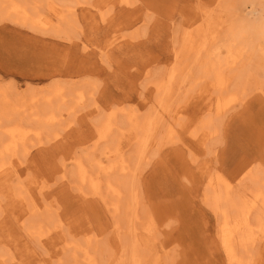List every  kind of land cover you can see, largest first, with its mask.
Returning <instances> with one entry per match:
<instances>
[{
    "label": "rangeland",
    "instance_id": "1",
    "mask_svg": "<svg viewBox=\"0 0 264 264\" xmlns=\"http://www.w3.org/2000/svg\"><path fill=\"white\" fill-rule=\"evenodd\" d=\"M127 1L53 0V5L65 13L75 8V16L68 15L61 31L56 26L31 28L0 13L1 90L19 106L30 104L33 95L43 98L56 87L64 92L50 102L45 99L31 105L29 111H21V117L12 111L10 117L1 120V140L7 136L4 126L17 121L41 134L29 133V153L13 157L14 167L0 174V264H75L80 258L79 264H87L85 251L81 257L73 256L79 251L71 249L74 243L88 248L96 260L89 264H131L127 252L122 254V263L114 249L120 248V243L121 248L126 247L132 238L143 239L139 253L142 264H234L221 244V217L206 203V189L211 202H217L215 207L220 205L222 210L232 204L236 211V205L247 195L264 194V45L240 46L235 34L232 36L239 19L259 18L261 12L247 0ZM26 2L41 5L40 11L53 23L57 19L44 5L45 0ZM207 27L211 34L200 37L204 33L197 30L205 32ZM187 30L194 35L193 44L205 42L202 53L187 52ZM224 46L231 52L238 50L229 53ZM208 52L214 53L210 54L213 57ZM206 55L220 67L225 65L220 77L215 73L204 76L206 72L200 67ZM232 58L238 62L233 63ZM221 79L227 82L221 85ZM79 92L85 93L82 103ZM230 94L236 97L229 102L231 107L215 112V104L228 101ZM17 97L22 99L14 101ZM34 110L44 118L55 113L57 120L52 124L35 121L30 114ZM108 120L111 127L104 140L100 135ZM147 120L158 122L153 136L138 133L139 124ZM140 138H145L144 143H138ZM107 149L113 151L112 156L105 155ZM116 160H124L132 173L123 177L101 173L102 196L79 180V162L110 165ZM250 171L258 180L247 177ZM217 173L232 181L228 198H215L212 188L207 187ZM114 177L116 182L119 178L129 182L127 196L137 201L139 219L133 233L131 211L125 203L119 211L110 212L106 206L119 199L106 189L107 181L116 183ZM228 199L234 203L228 204ZM255 212L247 226L254 231L260 218ZM233 213L236 216L239 210ZM150 214L155 223L152 230L142 225ZM35 221L43 226L41 242L30 236ZM118 225L121 239L115 229ZM242 228L245 232V226ZM263 239L236 245L245 263L254 260L253 264H264L260 256H264Z\"/></svg>",
    "mask_w": 264,
    "mask_h": 264
},
{
    "label": "bare ground",
    "instance_id": "2",
    "mask_svg": "<svg viewBox=\"0 0 264 264\" xmlns=\"http://www.w3.org/2000/svg\"><path fill=\"white\" fill-rule=\"evenodd\" d=\"M40 1V0H39ZM53 0H45V6H47L48 8H50L51 10H53L54 11V14H55V16H58L57 17V19L55 20V22L53 23V21H52V19L51 18H48V17H45V15L42 13V11H40V9H39V7L38 6H41V5H39L38 3H36L35 2V4H34V6H31L29 3H27L26 2V0L25 1H19V0H0V13H2V16H4V17H6V18H9V19H11L12 21H14V22H16V23H21V24H23V25H25V26H28V27H31V28H42V29H45V28H50V27H54V26H56L57 28V30H59V31H61L62 29H63V24L65 23V22H68L69 20H67V19H69L68 17V15L70 14L72 17L73 16H75V8H73V7H71L72 9L70 10V8H68L69 10H68V13H65V12H63V10L61 9H58L57 7H55L54 5H53V2H52ZM122 2H125V1H127V0H121ZM243 1H245V0H243ZM248 1V0H247ZM127 2H129V0L127 1ZM39 3H41V2H39ZM59 4H60V2H59ZM231 6H233L232 5V3H231ZM237 8V7H236ZM211 11V10H210ZM234 11H237V10H234ZM234 11H232V13L234 12ZM187 12V11H186ZM215 12H217V11H215ZM219 12V11H218ZM238 12V11H237ZM240 12V11H239ZM207 13V12H206ZM225 13V12H224ZM229 12H227L226 14H228ZM235 13V12H234ZM241 13V12H240ZM247 13V12H246ZM231 14V13H230ZM230 14H228V15H230ZM236 14V13H235ZM204 15H205V13H204ZM209 15V14H208ZM227 15V16H228ZM70 16V17H71ZM192 16V15H191ZM216 16V15H215ZM221 16H222V14H221ZM211 18V17H210ZM222 18H223V16H222ZM197 18H195V20H196ZM194 20V19H193ZM208 20V19H207ZM240 21H241V19H239ZM56 21H58V24L56 25L55 23H56ZM211 21V20H210ZM214 21V20H213ZM240 21H238V24H237V26L235 27V28H233V29H235L234 30V32L236 31V29H237V27H238V25H239V23H240ZM70 22H71V20H70ZM187 22H188V20H187ZM200 22V21H199ZM206 22V21H205ZM216 22H218V21H216ZM220 22V21H219ZM218 22V23H219ZM207 23H208V21H207ZM211 23V22H210ZM71 24H72V22H71ZM225 24V23H224ZM235 24V23H234ZM68 25H70V23H68ZM197 25V24H196ZM195 25V26H196ZM203 25H204V23H203ZM211 25V24H210ZM187 26V25H186ZM198 26V25H197ZM205 26V25H204ZM233 26V25H232ZM199 27V26H198ZM203 27V26H202ZM215 27V26H214ZM189 28H190V25H189ZM211 28V27H210ZM213 28V27H212ZM192 29V28H191ZM229 29V28H228ZM205 32H201V29L199 30H197V33H204V34H202V35H199L200 37L201 36H207V35H210L211 34V31L209 30V27H207L205 30H204ZM210 31V32H209ZM228 31V30H227ZM227 31H226V33H227ZM185 32H186V30H185ZM209 32V33H208ZM228 33H229V31H228ZM227 33V34H228ZM236 33V32H235ZM235 33H232L233 35L232 36H234V34ZM193 37H194V35L191 33V32H189L188 30H187V34H186V36H185V38H184V42H185V44H187L186 45V50H187V52H195L196 54H198V53H202L203 51L201 50V49H203L204 50V46H205V42L203 43V41L201 42V43H199V42H197L196 44H193L194 42H192V39H193ZM230 39L232 38V37H230V34H229V36H228ZM203 38V37H202ZM206 38V37H205ZM213 39H215V38H213ZM233 39V38H232ZM235 39V38H234ZM195 40V39H194ZM203 40V39H202ZM225 42V41H224ZM199 43V44H198ZM227 43V42H226ZM230 43H231V41H230ZM230 43H228V44H230ZM216 44H218V43H216ZM240 44V43H239ZM191 45V46H190ZM258 45V44H257ZM235 46V45H234ZM240 46H241V44H240ZM262 46V45H261ZM224 47H226V46H224ZM229 47H231V44L229 45ZM215 48V47H214ZM217 48V47H216ZM216 48L215 49H213V50H216ZM219 48V47H218ZM217 48V49H218ZM235 48V47H234ZM226 49L228 50V52L229 53H233V52H235V51H237L238 50V48H237V50H234L233 52H231L230 50V48H227L226 47ZM183 50V49H182ZM254 51V50H253ZM220 52V51H219ZM217 52H215V54H216ZM242 53V52H241ZM205 54V53H204ZM208 54H209V56L210 57H213V56H211L212 54L214 55V53H211V52H208ZM211 54V55H210ZM219 54V53H218ZM208 56V57H209ZM216 56H217V54H216ZM197 57V56H196ZM205 58V61H204V59H203V62L204 63H200L201 64V70H204V72H206V73H204L205 75L204 76H209V73H215V75H217L218 77H220V71H221V67H225V65H223V66H221L220 67V65L221 64H218V63H216L215 61H212V60H209V59H207L208 57H207V55L206 56H204ZM207 57V58H206ZM209 57V58H210ZM215 57V56H214ZM217 57H219V55L217 56ZM242 57V56H241ZM200 59V58H199ZM233 59V58H232ZM263 59V58H262ZM220 60V59H219ZM227 60V59H226ZM226 60H224L225 62H227ZM230 60V59H229ZM241 60H242V58H241ZM199 61V60H198ZM231 61V60H230ZM233 63L234 62H238V59H236V58H234L233 60ZM224 62V63H225ZM229 62V61H228ZM236 62V63H237ZM243 62V61H242ZM235 63V64H236ZM230 64H231V62H230ZM229 64V65H230ZM175 65V64H174ZM183 65V64H182ZM188 66V65H187ZM232 66V65H231ZM238 66V65H237ZM246 67V66H245ZM236 68V67H235ZM234 69V68H233ZM236 71V70H235ZM174 72V68H173V71H172V73ZM176 73V72H175ZM179 73V72H178ZM232 73V72H231ZM257 73V72H256ZM201 74V73H200ZM173 75V74H172ZM186 75V74H185ZM171 76V75H170ZM203 76V75H202ZM201 76V79L203 78ZM214 76V75H213ZM237 77H238V75H237ZM169 78V77H168ZM185 78V77H184ZM204 79V78H203ZM220 79V78H219ZM235 79V78H234ZM169 80V79H168ZM187 80V79H186ZM222 80V79H221ZM223 81V83H220V82H216L217 84H221V85H223L224 84V82H225V79H223L222 80ZM227 82V81H226ZM225 82V83H226ZM244 82V81H243ZM168 83V82H167ZM197 83V82H196ZM252 83H253V81H252ZM163 84H164V82H163ZM162 84V85H163ZM166 84V83H165ZM161 85V86H162ZM55 86V85H54ZM208 86V85H207ZM226 87L228 86V84L227 85H225ZM163 87V86H162ZM222 87V86H221ZM225 87V88H226ZM231 87V86H230ZM205 88V87H204ZM34 89V88H33ZM216 89H218V87H216ZM157 90V89H156ZM168 90H170L169 88H168ZM220 90V89H219ZM225 90V89H224ZM204 91V90H203ZM230 91V90H229ZM72 92V91H71ZM211 92V91H210ZM64 92L61 90V88H59V87H56V88H54L53 89V91L52 92H49V93H45L44 95H43V98L42 97H38V94H36V95H33L32 97H30V104H26L25 102H24V104H20V106H19V104H16L15 102H13V99L9 96V94L6 92V91H4L3 89L1 90V88H0V126H1V120L2 119H4L5 120V118L6 117H10L11 116V113H12V111H14V112H16L17 113V115L19 116V117H21V111H22V113L23 112H26V111H29L28 109H31L32 107H31V105H33V104H38L40 101H42V100H47V101H49L50 102V98H52L53 96H62V94H63ZM170 93V92H169ZM90 94V93H89ZM80 97H79V99H78V101L80 102V103H82L83 101H84V98H85V93L84 92H79V94H78ZM77 95V96H78ZM169 95V94H168ZM167 95V96H168ZM204 95V94H203ZM206 95V94H205ZM22 96V95H21ZM207 96V95H206ZM230 96H231V98H228V101H221L222 103H218V102H216V103H218V104H215L216 105V111L215 112H223L224 111V109L226 110V109H229V107H231L230 105H228L229 104V102H232L233 103V101H235V99H236V97L234 96V95H232V94H230ZM23 97V96H22ZM169 97V96H168ZM78 98V97H77ZM171 98V97H170ZM22 98H20V97H17V99L16 100H14V101H19V100H21ZM24 99V98H23ZM165 100V99H164ZM223 100H225V99H223ZM217 101V100H216ZM219 101V100H218ZM64 102V101H63ZM162 102V101H161ZM28 103V102H27ZM43 103V102H42ZM39 105V104H38ZM186 105H187V103H186ZM225 105V106H224ZM177 107V106H176ZM180 107V106H179ZM179 107H178V109H179ZM161 108H162V106H161ZM43 109V108H42ZM41 109V110H42ZM47 109H50V108H48L47 107ZM167 109H169V107L167 108ZM33 110V109H32ZM35 110H37L36 108H35ZM33 111L32 113L30 112V114H33L35 117H36V120L35 121H44L45 123H47V124H52V123H55V121L57 120L55 117V113H52V114H50V115H48L46 118H44L43 116L44 115H42V114H44V113H41V115L42 116H40V115H38L37 113H35L36 111ZM56 110V109H55ZM72 111V110H71ZM168 111V110H167ZM13 112V113H14ZM42 112H43V110H42ZM47 112H48V110H47ZM40 113V112H39ZM49 113V112H48ZM111 113V112H110ZM177 113V112H176ZM176 113H174V114H176ZM59 114V113H58ZM57 114V115H58ZM131 114V113H130ZM220 114V113H219ZM14 115V114H13ZM23 115V114H22ZM181 115V114H180ZM184 115V114H183ZM221 115V114H220ZM131 116H132V114H131ZM151 116V115H150ZM172 116V115H171ZM14 117H15V115H14ZM173 117V116H172ZM17 118V117H16ZM22 119V118H21ZM43 119V120H42ZM61 119V118H60ZM133 119V118H132ZM152 120V119H151ZM61 121V120H60ZM59 122V121H58ZM57 122V123H58ZM106 123V122H105ZM204 124V123H203ZM205 124H207V123H205ZM213 124H215V123H213ZM32 125V124H31ZM171 126V125H170ZM47 127H49V126H47ZM47 127L45 128V130L47 129ZM110 127H111V123H110V120H108V123H106L105 125H104V127H103V130L101 131V135H100V138L101 139H106V136L108 135V133H109V131H110ZM156 127H158V122H157V120L156 121H153V122H151V121H143V122H141L140 124H139V126L137 127L138 128V133L139 134H147V136H153L154 135V133L155 132H153V131H155L156 130ZM203 127V126H202ZM201 127V128H202ZM205 127V126H204ZM168 130H169V128H167ZM4 131H5V134L7 135L6 136V139L4 138V140H1L0 139V174H2L3 172H7L8 170H10V169H12L13 167H14V163H13V161H12V158L13 157H18L19 156V154H22V155H24V156H26L28 153H29V151H28V147H29V144L27 143V137H28V135H30L29 133H31V132H34L35 134H37V135H40L41 134V131L39 130V131H36L37 129H31L30 127L28 128V127H24V124L22 123V121H17V123H15V124H13V125H6V126H4V129H3ZM53 131V130H52ZM197 131V130H196ZM201 131V130H200ZM215 131V130H214ZM135 132V131H134ZM171 132V131H170ZM173 132V131H172ZM195 132V131H194ZM43 133V132H42ZM56 133V132H55ZM189 133H191L190 131H189ZM200 133V132H199ZM45 134V133H44ZM131 134V133H130ZM167 134H168V132L166 133V136H167ZM192 134V133H191ZM169 135V134H168ZM171 135V134H170ZM190 135V134H189ZM208 135V134H207ZM32 136V135H31ZM30 136V137H31ZM131 136V135H130ZM33 137V136H32ZM41 137V136H40ZM58 137V136H57ZM125 137H126V135H125ZM125 137H123V139H125ZM134 137V136H133ZM198 138H199V136H197ZM202 137H204V135L202 136ZM34 138V137H33ZM35 138H37V137H35ZM130 138V137H129ZM194 138V137H193ZM121 139H122V137H121ZM169 139V138H168ZM197 139V138H196ZM207 139V138H206ZM53 140V139H52ZM120 140V139H119ZM144 140H145V138H140L139 139V144H140V142H142V143H144ZM149 140V139H148ZM148 140H146V142L148 141ZM151 140V139H150ZM171 140V139H170ZM201 140H202V138H201ZM123 142V141H122ZM202 142V141H201ZM28 145H27V144ZM30 143V142H29ZM150 143V142H149ZM203 143H206V142H203ZM26 145H27V147H26ZM123 145H125V144H123ZM143 145V144H142ZM141 145V146H142ZM201 145H202V143H201ZM204 145V144H203ZM206 146V145H205ZM21 147V148H20ZM123 147H125V146H123ZM30 148V147H29ZM118 148V147H117ZM117 150V149H116ZM146 151V150H145ZM88 152V151H87ZM112 153H113V151L110 149V150H108L107 149V151H105V155L106 154H108V155H111L112 156ZM194 153V152H193ZM142 154V153H141ZM140 156V155H139ZM93 157V156H92ZM18 159V158H17ZM90 159V158H89ZM93 161H94V157H93ZM95 161H96V159H95ZM129 163V162H128ZM23 164H24V162H23ZM76 164V163H75ZM79 164V166L78 165H76V166H78L79 168H78V170H77V173H78V175H79V180H81V183L84 185V184H86V185H89L91 188H93L94 189V191L95 192H97L98 194H100V196H102V181H101V173H109L110 175L112 174V173H114L115 174V176H116V174H117V176L118 177H120V176H122L123 177V175L124 174H129V173H132L131 172V170H132V167L131 166H129L126 162H124V160H116V163H113V164H110V165H105L103 162H98L97 161V163H94L93 164V162H90V165H84V164H82L81 162H79L78 163ZM20 166H22V165H20ZM90 169H92V170H96L94 173H92L91 171H90ZM249 170H251V169H249ZM14 171V170H13ZM103 171V172H102ZM262 171V170H261ZM98 172V173H97ZM253 173V174H252ZM256 173V172H255ZM108 174V175H109ZM4 175V174H3ZM109 175V176H110ZM258 175V174H257ZM255 175H254V171L252 172V171H250V172H248V174H247V177L248 178H250V179H253V180H258V179H255V177H254ZM263 178V177H262ZM113 180H115V177L113 178ZM34 181H35V179H34ZM114 182H116V180L114 181ZM232 182V181H231ZM230 181H228V180H226L225 179V176L223 175V174H220V173H217L216 175H214L212 178H210L209 179V182H208V184H207V187H211L212 188V190L211 191H213V193H214V195H215V198H216V196H217V198L220 200L221 199V197L223 198H225V196H226V198H228V195H227V192L228 191H233V190H231L232 189V183H231ZM250 182H252V180H250ZM257 183H259L258 181H256ZM128 181H126V179L125 178H122V179H120L119 178V180L116 182V183H113V182H111V181H107V193H109L110 195H112V196H117V197H119V199H117L115 202H113V203H107V205L106 206H108L107 208H108V210L110 211V212H112L113 210L114 211H119V209H120V207H121V205H122V203H125V206H126V208L129 210V211H131V213H130V230L132 231V233L134 232V231H137V228L135 227V224L138 222V213H137V210L135 209L136 207H137V205L138 204H136L137 203V201L133 198H128V197H130L129 195L127 196V194H129V192H130V186L128 185ZM20 184V183H19ZM116 184H118V185H116ZM261 184V183H260ZM44 186V185H43ZM42 186V187H43ZM122 186V188H125V190H123V189H121L120 187ZM233 186H234V184H233ZM253 186V185H252ZM260 186V185H259ZM19 187V186H18ZM41 187V186H40ZM256 185H255V188H254V190H256ZM24 187H23V184H22V189H23ZM44 188V187H43ZM252 188V189H253ZM260 188V187H259ZM90 189V188H89ZM17 190V189H16ZM42 191V190H41ZM79 191H81V189L79 190ZM126 193H125V192ZM82 192H83V190H82ZM93 192V191H92ZM21 193V192H20ZM88 193V192H87ZM206 193H207V195H206V203L207 204H209V206L210 205H212V206H214V211H216L217 212V214H218V216H219V218L221 217V223H220V229H221V244H222V246H223V249L225 250V253H226V255H228V258L230 259V261L232 262V263H234V264H253L252 262L254 261V260H252V261H249L248 263H245L244 261L245 260H243V254L242 255H239L238 253H237V250H236V245L238 244V243H242V242H249L250 244H253L255 241H258L259 239H263V237H264V216L263 215H260V214H262L263 212H262V210L264 211V194H263V192L262 191H260V192H258V193H251V195H247L248 196V198H246V199H244L240 204H238V205H236V211L238 212V210H239V213H238V215H236L235 216V209H233V208H235V206L233 207L232 206V204L231 203H234V202H232V201H230V200H232V199H228V204H231V207H233V208H229V207H224V205H225V203H224V205H223V207H224V209L222 210V209H220V205H219V207L217 208V207H215V205H217V202H211V200H210V196H211V194H210V192H209V189L207 188L206 189ZM222 193H224V194H222ZM82 194V193H81ZM93 194V193H92ZM136 194V193H135ZM246 194H247V192H246ZM130 195H131V193H130ZM213 195V194H212ZM231 195H233V192L231 193ZM244 195V194H243ZM31 196V195H30ZM30 196H29V198H30ZM93 196H95V195H93ZM120 196H123V197H121L120 198ZM127 197V199H126V201L127 202H123V201H120L121 199L123 200L124 199V197ZM235 196V195H234ZM106 198V196L104 195L102 198ZM230 197V196H229ZM239 197V196H238ZM33 198V197H32ZM138 198V197H137ZM212 198H213V196H212ZM230 198H232V196L230 197ZM129 199V200H128ZM240 199V198H239ZM25 200V199H24ZM23 200V201H24ZM131 200H135L134 202H135V204L134 205H130V202H131ZM225 200H227V199H225ZM224 200V201H225ZM235 199H233V201H234ZM30 201V200H29ZM139 201V200H138ZM223 201V202H224ZM31 202V201H30ZM37 202V201H36ZM219 202L220 201H218V204H219ZM139 203V202H138ZM227 203V202H226ZM31 204V203H30ZM131 204H133V203H131ZM263 205V206H262ZM40 206V205H39ZM229 206V205H228ZM263 208H262V207ZM132 207V208H131ZM134 207V208H133ZM45 208V207H44ZM26 209H28V207L26 208ZM33 209V208H32ZM49 210V209H48ZM26 211V210H25ZM33 212H35V213H37V212H39L38 211V209H33L32 210ZM42 211V210H41ZM253 211V212H252ZM255 211H257V213H258V216L260 217L259 219L258 218H256V219H258L256 222H257V224H256V227L255 228H257L256 229V231H254V230H252L250 227H247L248 225H250L249 224V222H248V220L250 221V219L249 218H251L250 217V214L251 213H254ZM258 211H260V213L258 212ZM234 212V213H233ZM32 213V212H31ZM116 213V212H115ZM232 213L234 214V216L232 215ZM56 214V213H55ZM117 214V213H116ZM34 214H32V216H33ZM42 215V214H41ZM254 216L256 215L257 216V214H256V212H255V214H253ZM149 216V215H148ZM150 216H151V214H150ZM252 216V215H251ZM30 217H31V215H30ZM42 218V217H41ZM45 218V217H44ZM60 218V217H59ZM255 218V217H254ZM16 219V218H15ZM24 219V218H23ZM22 219V220H23ZM47 221V220H46ZM58 221H59V219H58ZM153 221V217L151 216L150 218H148L147 220H146V222H144V223H142V225L143 224H145V226H144V228L146 227V229L148 228V230H152V228L155 226L154 224L155 223H153L152 222ZM36 222V221H35ZM21 223H23V222H21ZM34 223V222H33ZM33 223H31V224H33ZM27 224V223H26ZM51 224H52V222H51ZM29 225V224H28ZM54 225V224H53ZM64 225V224H63ZM26 226V225H25ZM243 226H245V232H243ZM31 227V226H30ZM41 227H43L42 226V223H41V221H37L35 224H34V226H33V228L32 229H30L29 230V232H30V236L31 237H34V238H37V240L39 241V242H41V240H43V234L44 233H42V231L40 230V228ZM59 227V226H58ZM48 229H49V227H47ZM60 228V227H59ZM27 229V228H26ZM58 229V228H57ZM80 229V228H79ZM86 229V228H85ZM88 229H90V228H88ZM116 230H117V234L119 235V233H120V228H119V225L115 228ZM154 229V228H153ZM52 230H54V229H52ZM60 232L62 231V229L61 230H59ZM75 231V230H74ZM83 231V230H82ZM28 232V233H29ZM64 232V231H63ZM86 232V231H85ZM148 232V231H147ZM146 232V233H147ZM75 233V232H74ZM79 233H81V232H79ZM66 234V233H65ZM64 235V234H63ZM73 235V234H72ZM117 235V236H118ZM65 236V235H64ZM63 236V237H64ZM79 236V235H78ZM88 236V235H87ZM90 236V235H89ZM92 236V235H91ZM90 236V238L92 239L93 237H91ZM117 236H115L116 238H117ZM120 236V238L119 239H121V235H119ZM67 237V236H66ZM65 237V238H66ZM140 237V236H139ZM53 238V237H52ZM48 239V238H47ZM119 239H117V240H119ZM49 240V239H48ZM68 240H69V237H68ZM143 239H139V238H135V239H131V241L130 242H127V246L125 247V246H123V248H121V243L119 244V246H120V248H116V249H114L116 252H115V254L117 255V260H118V258H120L119 260H121L120 262H122L123 260V258H121V257H123V256H125L126 255V253L125 252H127L128 254V256H129V259H130V261H131V264H142V259H141V255L139 254L140 253V248L141 247H143V241H142ZM264 240V239H263ZM28 241H30V239L28 240ZM87 241V240H86ZM120 241V240H119ZM32 242L33 241H31V244H32ZM90 242V241H89ZM88 242V243H89ZM56 243V242H55ZM86 244V243H85ZM29 245V244H28ZM35 246H36V244H34ZM73 245V244H72ZM252 246V245H251ZM31 247H32V245H31ZM41 247V246H40ZM51 247V246H50ZM29 248V247H28ZM27 248V249H28ZM44 248V247H43ZM58 248V247H57ZM264 248V247H263ZM38 249V248H37ZM70 249V248H69ZM71 249H78L79 251H81V252H79V251H77V250H75L76 251V253L77 252H79L80 253V255L77 253H75V254H73V256L75 255V258L77 257V255H78V257L80 256L81 257V253H82V251H83V253H84V251H85V256H86V258L84 259V261L87 263V264H89V263H95V261L96 260H94V258L91 256V255H89L88 254V248L85 246V247H82V246H80L79 244H77V243H74V245L73 246H71ZM70 249V250H71ZM6 250V249H5ZM42 250V249H41ZM50 250V249H49ZM57 250V249H56ZM62 250V249H61ZM60 251V250H59ZM113 251V250H112ZM263 251V250H262ZM29 252V251H28ZM39 252V251H38ZM13 253V252H12ZM35 253V252H34ZM54 253V252H53ZM1 254H3V252L1 253ZM36 254V253H35ZM43 254H45V253H43ZM51 254V253H50ZM63 254V253H62ZM112 254V253H111ZM122 254H123V256H122ZM13 255V254H12ZM26 255V254H25ZM40 256V255H39ZM44 256V255H43ZM84 256V255H83ZM252 255H250V257H251ZM261 257H264L263 255H260ZM37 257V256H36ZM56 257V256H55ZM65 257V256H64ZM1 258H2V255H1ZM22 258V257H21ZM20 258V259H21ZM33 258V257H32ZM35 258V257H34ZM47 258H48V256H47ZM53 258V257H52ZM17 259V258H16ZM29 259H30V257H29ZM29 259H28V263H30L29 262ZM115 259V260H116ZM254 259V258H253ZM23 260V259H22ZM49 260H50V258H49ZM81 258L80 259H78V261H75V264H79L81 261ZM251 260V259H250ZM32 261V260H31ZM48 261V260H47ZM128 261V260H127ZM19 262H21V260L19 261ZM19 262H17V263H19ZM256 262V261H255ZM11 263V262H10ZM37 263V262H36ZM43 263V262H42ZM50 263V262H49ZM123 263V262H122ZM1 264H2V261H1ZM39 264H40V262H39ZM106 264H108V263H106ZM116 264V263H115ZM126 264H127V262H126ZM257 264V263H256ZM260 264V263H259Z\"/></svg>",
    "mask_w": 264,
    "mask_h": 264
},
{
    "label": "clouds",
    "instance_id": "3",
    "mask_svg": "<svg viewBox=\"0 0 264 264\" xmlns=\"http://www.w3.org/2000/svg\"><path fill=\"white\" fill-rule=\"evenodd\" d=\"M261 12L259 18L247 16L236 29L235 40L242 45H264V0H248ZM252 9H249L251 11Z\"/></svg>",
    "mask_w": 264,
    "mask_h": 264
}]
</instances>
